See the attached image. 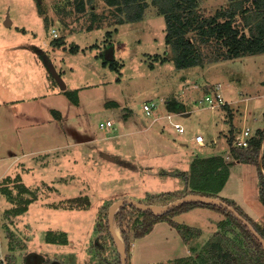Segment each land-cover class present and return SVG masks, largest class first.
Wrapping results in <instances>:
<instances>
[{
  "label": "rangeland",
  "instance_id": "1",
  "mask_svg": "<svg viewBox=\"0 0 264 264\" xmlns=\"http://www.w3.org/2000/svg\"><path fill=\"white\" fill-rule=\"evenodd\" d=\"M31 1L0 0V45L4 46L3 56H0L4 66L0 70L4 81H45L46 84L50 81L59 89L62 103L52 105L62 108L52 110V133L47 142L53 147H63L49 153V165L36 164L33 172L26 173L30 188L17 204L22 206L28 202L26 215H14L8 209L3 212L0 203V241L4 256L0 264H122L118 245L108 228L111 204L127 197L143 203L154 201L155 205L168 202L172 198L162 197V194L184 186V191L190 189L183 177L171 173L189 172L196 159L212 151L225 158V149H230L231 141L237 145L235 140L241 137L246 126L255 132L263 128L264 112L260 111L264 107V53L242 61V81H187L215 62L177 69L166 43L165 17L159 16L156 10H149L148 17L142 21L115 24L106 19L102 28L89 30L88 14H73L75 3L72 0H64L61 6L66 21L46 23L48 32L54 27L58 33L56 37L53 32L48 35L50 45L59 48L47 53L41 48L42 37L35 35L38 33L35 24L37 30H42L43 22L36 23V10ZM47 1L34 0V5L40 4L48 11L51 0ZM228 1L200 0V8L206 15H212ZM95 2L99 13L112 12L103 0ZM8 20L13 22L12 27L7 24ZM99 42L105 46L113 44L117 51L108 63L103 51L97 49ZM15 45H21L27 52L39 48L37 56L44 67L28 62H24L28 66L15 65L10 52ZM226 68L238 69L239 63ZM215 91L233 102L210 109L204 98ZM236 99L241 101L235 103ZM143 102H155L158 115L181 113L178 119L186 133H175L166 122L151 125L142 111ZM257 106L260 109L255 111ZM187 109L194 111L187 113ZM108 119L114 122V127L106 131L100 129V122ZM197 134L207 138L204 146L190 144ZM184 141L188 144H182ZM206 146L209 150L208 147L204 150ZM213 147L216 150H212ZM228 155L231 154L228 152ZM232 157L225 158L228 178L220 197L253 219L255 215L262 218L263 226L264 204L259 196L258 168L252 163H235ZM44 169L46 174L42 173ZM78 204L83 207H72ZM215 206L221 207L226 216L221 218L208 213L201 214L203 217H188L196 227L202 228L201 240L209 238L210 242L204 246L207 249L216 239L220 240L210 238L214 221L220 219L216 231L227 234L224 237L227 241H222L221 245L235 250L233 244H238L241 238L235 216L227 213L223 206ZM142 211L149 213L150 210ZM194 211L189 213L195 215ZM167 214L158 216L163 220ZM135 217L142 221L144 215L138 211ZM222 221L225 223L221 224ZM174 226L171 225L175 229L173 233L167 235L155 230L157 233L143 236L144 242L139 241L137 245L139 253L145 251L150 261L173 258L177 234L180 232L185 237L192 234L186 226L180 227L182 232ZM115 228L126 247L121 229L116 224ZM131 233L133 235L134 230ZM50 235L56 240L65 239L66 243H49ZM137 239L131 241L130 255ZM128 264L134 261L129 258Z\"/></svg>",
  "mask_w": 264,
  "mask_h": 264
},
{
  "label": "trees",
  "instance_id": "2",
  "mask_svg": "<svg viewBox=\"0 0 264 264\" xmlns=\"http://www.w3.org/2000/svg\"><path fill=\"white\" fill-rule=\"evenodd\" d=\"M74 2L76 10L79 12L84 13L87 10L85 0H75ZM106 2L110 7L115 8L112 12L126 13V18L131 21L142 19L149 4L157 6L160 15L164 16L166 20V43L171 49L177 69L264 53V0H229L227 5L218 8L212 15H206L202 11L200 0H106ZM103 14L93 11L92 21L87 28L89 30L102 28L104 23L99 19L103 18L101 16ZM124 22L125 19L122 18L115 24ZM110 35L108 32L107 36ZM207 49L210 51L206 52ZM108 62L105 59V63ZM230 153L234 161L252 163L257 166L259 196L264 204V127L256 130L247 147L233 145L231 141ZM171 174L183 177L190 189L162 194V197L172 198L166 204L191 193L220 197L218 193L228 178V166L223 156H210L196 159L189 172L175 171ZM20 188L22 189V187ZM9 194L11 195L12 192ZM10 195L9 199L13 201L14 206L7 211L10 210L12 214L19 215L28 210V202L22 206L17 205L23 196L16 198ZM149 203L153 204L154 201ZM72 207L82 208L83 205H72ZM236 209L264 237V225H259L242 210L237 207ZM170 210L167 211L168 214L174 211ZM225 210L231 214L226 208ZM138 211L144 215L142 221L135 217ZM148 212L145 213L133 204L126 203L120 206L115 213L114 223L121 229L128 257L132 239L145 236L156 222L162 220L152 211ZM168 214L166 219H169ZM234 221L241 231L238 244H233L235 250L225 249L221 245L222 241H227L224 239L227 234L219 233L220 240L216 239L211 243V248L205 250L207 254H210L205 259V263L264 264V248L261 243L242 221L236 217ZM224 223L225 221L221 222V224ZM132 230H134L133 235ZM63 241L66 243L65 239L56 240L51 235L47 238L49 243H63ZM173 262L174 264L188 263L186 259Z\"/></svg>",
  "mask_w": 264,
  "mask_h": 264
},
{
  "label": "crops",
  "instance_id": "3",
  "mask_svg": "<svg viewBox=\"0 0 264 264\" xmlns=\"http://www.w3.org/2000/svg\"><path fill=\"white\" fill-rule=\"evenodd\" d=\"M39 2H43L45 0H38ZM70 1V0H68ZM73 4L75 3V0H72ZM47 2H50L48 0ZM64 0H51V4L48 5V11L41 8V5L35 6L34 0L31 1L33 7L36 10V14L34 15L35 21L38 24V21L43 22L42 30H37L38 25L35 24L36 32L35 35H40L42 37V44L41 48L46 49V52L51 50H56L59 48H56L55 46L50 45V41L47 39L48 35H51V32H53V29L51 32L47 31L46 23L48 21H56V22H63L66 18L62 13V7ZM87 10L84 12L88 16V19L90 22L92 21V14L94 12H98L99 10L97 7V2L95 0H85ZM105 4L107 5L108 9H112V11L115 8L110 7L106 0H103ZM156 10L157 14H159L158 7L154 4H149V6L145 9V13L143 15V18L140 20L131 21L126 18V13H119V12H111V13H104L103 18L100 17L99 20L105 21L106 19H109L110 21H113L114 23L116 21H119L120 19H125L124 23H131V22H138L142 21L143 19L147 18V14L149 10ZM47 11V12H46ZM73 14H78L80 16H84V13L79 12L75 8V4L73 5ZM162 16V15H161ZM37 18V19H36ZM66 21V20H65ZM44 22H45V29H44ZM7 24L9 26H13V22L7 21ZM8 26V27H9ZM21 26H18L20 28ZM41 27V26H40ZM98 29V28H96ZM19 30V29H18ZM33 29L32 32L35 31ZM54 34V32H53ZM54 37H56L54 35ZM105 44V43H104ZM20 47L11 46L13 50L10 52L12 53V62L17 65L21 64L28 66L30 63L31 65H38L40 67H44V63L41 62V59L37 56V53L40 51L39 48L33 49L32 52H27V49ZM97 49L99 51H103L105 54V50L108 47L106 44L103 45L102 42H99V44H96ZM114 47V45H113ZM3 50L4 46L0 45V56H3ZM116 49L113 48V55L115 58L116 55ZM45 54V52H43ZM19 54V55H18ZM105 56V55H104ZM254 56V55H250ZM248 56L225 60V61H219L215 62L213 64H210L206 67L205 70H202V72L198 73V75H192L191 77H188L187 81H223V80H230V81H236L240 80V72H243L244 65L242 61ZM105 58V57H104ZM24 62H28L29 64H26ZM11 65H14V64ZM239 63L238 69H231L228 70L226 67L229 64L237 65ZM4 66L2 60L0 59V67ZM51 66V65H50ZM202 67V66H200ZM227 69V70H226ZM59 81L61 82L62 79L59 77ZM242 81V80H240ZM63 82V81H62ZM58 86V85H57ZM65 87V84H64ZM59 89H56L53 87V85L48 81V84L45 83V81H4L3 72L2 69L0 70V203L2 205L3 212L9 208H12L14 203L9 199V193L12 192L10 196L19 198L21 196H24L23 194H27L28 192L27 188H30V183L28 178L26 177V173L33 172L32 169L34 168V165L40 164L42 167H45V165H49V159L50 152L53 149H59L63 147V145H56L52 146L47 142L48 136L52 133V129L50 127V123L52 122V110H60L62 107L58 105H52L60 104L62 103L61 96L59 95ZM226 99V98H225ZM227 100V99H226ZM228 101V100H227ZM241 101V99H236L234 102L238 103ZM230 102V101H228ZM233 102V100L230 102V104ZM264 107H262V111L260 113L264 112ZM260 107H255V111L259 110ZM61 111V110H60ZM194 111L188 110L187 113ZM6 113V117L4 118V114ZM259 113V114H260ZM258 114V115H259ZM63 116V115H62ZM260 116V115H259ZM38 119V120H36ZM47 123L49 124L47 126ZM214 126V125H213ZM37 128V129H36ZM207 140V138H205ZM214 140L217 142L218 139L214 138ZM182 144H188L187 141H184ZM193 146L198 145L195 143L194 140L190 143ZM200 146V145H198ZM203 147L204 150L207 148ZM201 148V149H203ZM209 150V147H208ZM212 150H216L215 147H213ZM226 151V157H232L231 155H228V152L230 153V149H225ZM231 154V153H230ZM214 155H221L219 152H209L204 157H210ZM224 156V155H223ZM225 157V158H226ZM233 158V157H232ZM238 161H235L237 163ZM239 163V162H238ZM43 174H46L47 171L44 169ZM226 184V183H225ZM24 189L25 191H20ZM225 188V186H224ZM219 193V196L222 197V191ZM185 186L182 189H175L176 191L184 190ZM24 192V193H23ZM170 192V191H169ZM40 197V196H39ZM167 202L162 203L158 202L156 205H166ZM188 205L185 207H180L179 209H176L172 212L169 219H163L158 222H156L153 226V229L151 232L147 233L146 236H151L156 232L157 230L159 233H162L163 235H167L168 233H173L175 230L171 227L176 226L179 227L180 231L182 230L180 227L186 226V228L190 229L192 231L191 236H183L180 232L177 234L175 240L177 241V244L175 245L174 250V257H169L167 259H164L163 261L161 259H155L153 261L149 260V255L145 254V251H142L139 253V248L137 247L139 241L144 242L145 237L143 239L138 238L137 242L134 244L132 248V254L129 255L128 259L131 258L132 262L134 261V264H137L139 262H142L143 264H161V263H168L175 260L180 259H186L188 263L186 264H206L205 259L209 257L210 254H207L205 251L206 248L204 247L205 244L209 241L207 240H201L202 234V228L196 227L195 224H193L192 220L189 217H203L204 215L201 214H208L213 213L216 216L225 217V212L223 209H221L219 206H215L213 204H205L199 201H189L187 203ZM194 210H200L198 213ZM29 210L23 213V215H26ZM194 211L195 215H191L189 212ZM252 215H255V213L252 210H248L247 212ZM189 216V217H188ZM218 217V218H219ZM252 218V217H251ZM253 219V218H252ZM262 218L257 217L255 215V219H253L255 222H257L259 225H261L260 222ZM18 220V219H17ZM220 219L214 221V233H212L211 239H215L219 237V233L216 231V225ZM168 223H162V222ZM181 225V226H180ZM198 228V230H196ZM195 231H198L195 233ZM182 232V231H181ZM157 233V232H156ZM213 237V238H212ZM141 239V240H140ZM205 241V242H204ZM210 242V241H209ZM136 247V248H135ZM135 248V249H134ZM134 250V251H133ZM140 254V255H139Z\"/></svg>",
  "mask_w": 264,
  "mask_h": 264
},
{
  "label": "water",
  "instance_id": "4",
  "mask_svg": "<svg viewBox=\"0 0 264 264\" xmlns=\"http://www.w3.org/2000/svg\"><path fill=\"white\" fill-rule=\"evenodd\" d=\"M9 23V20H8ZM113 45H108V47L105 50V58L107 60H113L114 55H113ZM62 86L64 87V83L61 81ZM189 201H199L205 204H213V205H221L224 208H226L229 212H231L236 218H238L244 225L248 227V229L255 235V237L258 239V241L261 243V245L264 248V237L255 229L253 224L246 219L237 209L235 206L229 204L226 202L224 199L220 197H212V196H207V195H202V194H197V193H191L187 194L181 198H178L163 207H159L155 204L151 203H143L136 201L135 199L131 197H127L124 199H119L113 204H111L109 208V214H108V223H109V230L111 234L113 235L116 244L118 245L119 252L121 255V263L122 264H128V253L127 249L125 246H123L121 238L119 237V234L115 228V223H114V216L116 211L119 209L120 206L130 203L133 204L135 207L141 210H150L156 215L163 214L170 209L180 206L183 202H189Z\"/></svg>",
  "mask_w": 264,
  "mask_h": 264
},
{
  "label": "built area",
  "instance_id": "5",
  "mask_svg": "<svg viewBox=\"0 0 264 264\" xmlns=\"http://www.w3.org/2000/svg\"><path fill=\"white\" fill-rule=\"evenodd\" d=\"M53 32L55 36H58L56 29H53ZM204 100L205 102L208 103V107L212 110L222 107L227 102L223 94L219 91H215L213 95H206ZM141 108L143 113L146 115V117H148L151 125L161 122H163V124L165 125L166 122V124H168L170 129L174 130L175 133L177 132L178 134H182V135L186 133L185 126L178 119L181 113L167 112L163 115H158L155 113V110H157L155 102H143L141 104ZM112 127H114V122L111 119H108L106 121H101L99 124V128L104 131L109 130ZM254 134L255 131H253L251 127L246 126L244 131L242 132L241 137L236 139L235 143L238 146L247 147L249 145L250 139L254 136ZM194 141L196 144L200 146H204L206 144V139L202 134H197L195 136ZM3 258L4 256L1 253V241H0V262H3Z\"/></svg>",
  "mask_w": 264,
  "mask_h": 264
},
{
  "label": "bare ground",
  "instance_id": "6",
  "mask_svg": "<svg viewBox=\"0 0 264 264\" xmlns=\"http://www.w3.org/2000/svg\"><path fill=\"white\" fill-rule=\"evenodd\" d=\"M132 205V204H131Z\"/></svg>",
  "mask_w": 264,
  "mask_h": 264
}]
</instances>
